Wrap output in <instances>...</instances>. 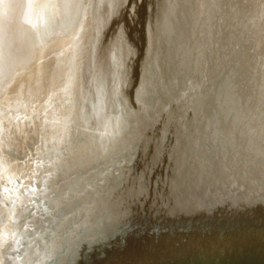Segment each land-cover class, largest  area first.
Returning <instances> with one entry per match:
<instances>
[{
  "label": "water",
  "instance_id": "1",
  "mask_svg": "<svg viewBox=\"0 0 264 264\" xmlns=\"http://www.w3.org/2000/svg\"><path fill=\"white\" fill-rule=\"evenodd\" d=\"M0 1L2 2H0V14H5L6 0ZM20 2L21 22L17 23L18 16L17 14L15 16L14 12L9 19L10 21L14 18V22L9 28H7V23L4 33L0 36L1 39L5 35L0 42V64L3 65L9 59L7 69L2 72L5 74L0 79V264H67L68 251L73 248L79 237V226L86 223V220L81 221L84 217L89 187V176L86 173L90 172L89 164L95 161L97 156L91 154L86 146L81 149L77 148V154H75V145L78 143L75 142L73 146L71 142L78 139L75 130L81 129L80 127L87 128L88 134H92L95 130L92 127L93 121H87L88 125L82 122L76 123L78 119L83 121L84 109L93 106L94 102L93 98H86L87 105L82 108L80 100L82 92L85 90L87 95V90H94L97 103V95L103 94L105 90L103 82L92 85L90 76H88V84L82 85L86 78L84 67L87 64L84 60V52L89 51L94 38L92 11H95L96 3L101 0H20ZM20 2L18 0L17 7ZM237 2H241V5L245 3V6L247 4L248 15L245 16L249 17L250 26L264 16V0H237ZM32 11H35V14L31 18ZM112 20L115 22V18ZM236 21L237 17L230 19L228 25L235 27L238 25ZM263 32L264 29L260 33ZM107 49L112 64L109 66L105 61L102 60V62L104 68L114 69L109 81L116 85V90L114 89L109 103L112 110L118 111L116 120L120 121V124H114L112 131L108 132L107 137H110L118 134L119 127L124 122L125 112L120 107V92L124 77L128 79L125 73L128 62L125 64L123 58L115 54L114 48L108 47ZM163 52L164 72L167 73L172 59L170 60L168 50H163V47L159 48L157 54L161 55ZM243 52H246L242 54L246 64L240 65V72L234 68L236 75L233 77V82H237L235 88L238 93L228 95L232 96L231 99L240 98L239 101L234 102L231 114L235 116V121L239 126L248 130H245L246 133H256V141L260 142L256 144V147H252L234 141L237 145L241 144L240 150L233 152L232 155L231 153L230 155L225 154L226 149H222V152L226 155L225 167H231L228 170L236 186L238 188L248 186L253 189V192H259L258 202L250 208L257 206L263 212H246L244 216L246 221L258 218L260 222L257 224L256 231L250 233L254 236H248L242 242L237 243L243 230L251 226H246V224L227 226L226 224L222 226L223 232L218 231L219 227L210 222L212 219L204 221L203 217L209 213L211 218H215L214 215L217 216V213H210L208 208H205L206 213L198 212L192 202L194 194L189 197L190 205L188 206L187 203L188 207H186V193L181 179L185 173L183 170L187 168L185 163L191 153L194 137L188 138L187 131L184 130L182 137V133L176 135L170 149L162 150L161 148L160 151L158 148L153 151L147 173L144 170L143 175L145 198L143 199L139 190L130 189L125 197L122 196L124 205H119L124 209L127 208L131 213L134 210V204H146L152 212L157 205L156 213L161 222L173 214V211L169 213L172 209L184 210L183 217L179 216L178 214L181 213L177 211L173 218L179 220V223L181 219L187 220L182 225L187 240L175 248L174 260L162 264H207L214 259H219L222 264H228L231 257L237 259L236 264H264V231L261 233L259 231L261 227H264L262 223L264 219V192H262L264 190V138L262 136L264 124L261 126V122L255 121V116H261L264 113V53L259 52L257 58L253 47L245 48ZM178 57L177 49L176 60ZM130 64L131 61H129V66ZM213 66L217 69L215 70L214 67L208 75L196 72L194 78L196 82L207 77L208 86H212L209 94H213L217 85L225 86L224 78L222 74H219L221 65L210 63L209 67ZM187 67L191 70L189 66ZM243 68H245L246 75L242 74ZM174 69L176 72L175 64L171 65L172 72ZM253 69L256 71L254 81L251 75L249 76ZM181 72L177 69L179 77ZM139 73V68L135 67L134 75L139 77ZM116 75L118 76L115 80ZM173 75L172 81L175 80ZM250 77L251 81H249ZM152 78L155 79V77ZM225 79H230V77L227 76ZM136 81L137 79L130 78L126 85L127 90L130 91L134 84L142 82V80ZM141 85L145 84L138 83L136 89ZM138 91L144 92V87L139 88ZM138 96L140 99L143 98L141 93ZM136 100L139 101V99ZM241 104L244 105L245 113L254 114V119L251 118L249 126H245L246 123L241 121L243 119L238 111ZM236 107L237 110L234 111ZM91 110L92 117L98 114L97 108L92 107ZM70 117H73L75 125ZM180 120L183 122L182 114ZM194 122L195 119L191 124ZM68 123L75 128L69 130ZM179 124L182 126V123ZM212 126L217 128L214 123ZM183 128H186V124L180 129ZM176 138H179L180 142H177ZM212 139L204 138L209 145ZM226 139L221 133L215 136L216 142L224 143ZM183 145L186 146L185 156L182 152V149L185 150ZM227 145L223 144V147ZM116 151H118L117 160L126 155L118 149ZM198 152L194 156V162L188 168L192 174L199 173L201 184L208 183L210 180L208 181L203 175L207 174L206 165L210 154L206 153L202 156L200 150ZM108 153L109 149L104 151L103 155ZM130 161L133 168L136 167L132 158ZM182 166H184L183 169H181ZM166 167L174 169L166 170V180H164L162 175ZM169 173L176 178L169 180ZM236 181H241V183L237 184ZM149 183H152L151 188H155L152 194L149 190ZM127 185L128 183L125 184V188ZM247 200L245 204L248 205L250 201ZM142 204L139 206L142 207ZM162 205L166 209V215H164ZM94 209L97 211L99 207L93 204L92 210ZM73 212L79 215L80 220L77 219V223ZM56 219L59 222L53 226ZM258 226L261 227L258 228ZM210 233L213 236H219L220 239L216 240ZM237 234L240 235L236 239ZM127 242L128 240L123 246L127 254L125 263L132 264L130 256L134 251L133 242L130 240L132 242L130 248L127 247ZM233 244L234 246L230 248ZM188 251L190 252L187 258ZM141 260L143 261V257ZM157 260L165 261L162 258H157ZM145 264L161 263L154 262L149 256Z\"/></svg>",
  "mask_w": 264,
  "mask_h": 264
},
{
  "label": "bare ground",
  "instance_id": "2",
  "mask_svg": "<svg viewBox=\"0 0 264 264\" xmlns=\"http://www.w3.org/2000/svg\"><path fill=\"white\" fill-rule=\"evenodd\" d=\"M128 1L101 0V2L96 3L95 11H92L94 38L89 51L84 52V60L87 64L84 67L86 78L82 85L88 84V76H90L92 85L103 82L105 90H103V94L97 95V103L95 91L92 89L87 90V95L84 90L80 99L82 108L87 105L86 98H93L94 102L93 106L84 109L83 121L78 119L76 123L82 122L88 125L87 121H93L92 127L96 132L88 134L87 128L80 127L81 129L75 130L78 139L71 143L73 146L75 142L78 143L75 145V154H77V148L81 149L86 146L91 154L97 156L95 157L96 160L89 164L88 170L90 172L86 173L89 176V187L84 217L81 220H86V223L79 226V237L73 248L68 251L69 260L66 261L67 264H126L125 256L127 257V254L124 252L123 246L127 240L128 248L133 242L134 251L130 256L132 264H145L149 256L153 258L154 262L161 264L174 260L175 248L187 240V235L183 232L184 226H182L183 222L187 220L181 219L180 225L179 220L174 219L173 215L178 211L181 213L178 215L183 217L184 210L172 209L169 213L173 211V214L161 222L156 213L157 205L152 212L146 204H134L132 213L119 205H124L122 196L125 197L130 189L139 190L143 199L145 198L146 190H144L143 175L145 172L147 173L153 151L158 148L160 151L161 148L162 150L170 149L176 135L181 134L184 130L187 131L188 138L194 137L191 153L188 154L189 157L185 163L187 168L185 167L183 170L185 173L181 179L186 193V207L190 205L189 197L194 194L192 202L198 212L204 211L206 213L205 208H208L210 213H217V216L213 214L215 218H211L209 213L203 217L204 221L212 219L210 222L219 227L218 231L222 230V226L226 224L227 226L247 225L248 221L244 216L246 212H263L257 206L253 209L250 208L258 202L259 192H253V189L248 186L241 188L236 186L228 170L231 167H225V154L230 155L231 153L232 155L233 152L241 149V144L256 147V144L260 142L256 141V133H246L248 130L245 128V131L243 126L236 123L235 116L231 114V109L235 105L234 102L239 101L240 98L231 99L232 96L229 97L228 95L238 93L237 88H235L237 82H233V77L236 75L234 68L240 72L236 60L239 54L241 55L239 59H242V54H246L243 49L253 47L257 58L259 52L264 50V32L260 33L264 29V16L254 21V24L257 23L256 28H254L253 23L251 28L249 17L245 16L248 15L246 12L247 4L246 6L245 3L241 5V2H237V0H174L171 10L165 6L159 12L155 6L151 9V5L146 7L142 4L139 12H142V16L140 19H136L135 14L138 10L135 11V4H129ZM21 2L17 7L18 0H6L4 4L5 14H0V21L2 22L0 23V36L4 33V27L14 12L15 16L16 14L18 16L17 23L21 22ZM120 6L121 8H119ZM32 13L31 18L35 11ZM235 17H237L236 24L238 25L231 27L228 25L230 19ZM113 18H115V22H113ZM151 20H153L154 27L149 32L148 22ZM26 24L28 25V23ZM149 27L151 28V25ZM257 38H259L258 42H256ZM239 46L241 50H239L237 58L231 59L230 48L237 49ZM108 47L114 48L115 54L123 58L125 64L128 62V68L125 71L128 79L124 77L120 92V107L125 112L124 122L119 127L118 134L110 137H107L108 132L112 131L114 124H120V121L116 120L118 111L112 110L109 103L116 87L114 82L109 81L114 69L104 68L102 62V60L105 61L109 66L112 64ZM162 47L163 50H168L170 60L172 59L167 73L164 72V52L161 55L157 54L159 48ZM177 49L179 57L176 60ZM220 49L222 50L220 51ZM129 61H131L130 66ZM210 63L211 65H216V63L217 66L221 65L219 74H222L225 85L221 87L217 85L215 90L217 93L214 91L213 94H209L212 86H208L207 77L196 82L194 80L196 72L197 74L202 72L201 75L205 73L208 75V72L213 71L214 67L215 70L217 69L216 66L209 67ZM173 64L176 68V72L175 69L173 72L176 75L171 71ZM244 64H246L245 60L242 65ZM187 66L191 70H188ZM135 67L139 68V77L134 75ZM177 69L182 71L179 74L180 77L177 74ZM233 71L234 74L232 75ZM255 73L256 71L253 69L249 74L253 81L256 79ZM242 74L246 75L245 68L242 69ZM172 75L175 78L174 81L171 80ZM117 76L114 77L115 80ZM227 76L230 77L231 81L225 79ZM251 77L249 81L252 80ZM130 78L137 79V81L142 80L145 85L136 89L138 83H142L139 81L129 91L126 85ZM141 87H144V92L138 91ZM139 93L143 94L142 99L139 98ZM218 93L221 95L218 96ZM241 105L238 110L243 119L241 121L246 123L245 126H249L251 125V118L254 119V114L245 113L244 105ZM92 107L98 108L99 117L89 116ZM181 114L183 122L180 120ZM51 115L54 117L53 113ZM257 115L259 114L257 113ZM70 118L75 125L73 117ZM193 119L195 122L191 124ZM255 121L261 122L262 126L264 113L261 116H255ZM179 123H182V126L186 124V128L180 129L182 126ZM213 123L217 128H213ZM73 128L75 127L68 123V129L72 130ZM220 133L227 138L226 142H216L215 136L216 134L220 135ZM203 136L206 139L213 138L211 145L204 140ZM262 136L264 138V134ZM176 141L180 142V139L176 138ZM234 141L241 144L237 145ZM223 144L228 145L223 147ZM183 146L185 150L182 149V152L185 156L186 146ZM127 148L128 152H126ZM107 149H109V153L103 155ZM117 149L122 154L125 152L127 156L123 154L124 156L117 160ZM222 149H226L227 153L224 154ZM198 150L202 156L206 153L210 154L211 160L209 159L206 165L207 174L203 175L208 181L210 180L208 183L201 184L199 173L192 174L188 168L194 162V156L199 153ZM130 158L135 162L136 167L133 168ZM173 169L171 167L163 169L162 177L164 180H166V170ZM175 178L172 173L168 174L169 180ZM124 182L125 184L128 183L127 188H125V184L123 185ZM236 182L237 184L241 183V181ZM151 184L149 183V190L152 194L155 188H151ZM196 193L197 196H195ZM135 199L138 200L137 197ZM247 199L250 201L248 205L245 204ZM93 204L99 207L97 211L92 210ZM141 204L142 207L139 206ZM162 209L166 215L164 205H162ZM73 215L77 223V219L80 220L79 215L76 212ZM252 219L259 220L258 218ZM58 222L59 220L56 219L53 226H56ZM262 223L264 226V219ZM257 224L243 230L237 243L242 242L248 236H254L250 233L256 231ZM259 231L260 233L264 231V227H261ZM210 235L216 240L220 239L219 236H213L211 233ZM239 235L237 234L236 239ZM193 236L196 237V235ZM256 238H258L257 235ZM232 246L234 244L230 248ZM189 252L186 254L187 258ZM142 257L143 261L141 260ZM157 258H162L165 261H159ZM236 260L231 257L228 264H236ZM207 264H222V262L219 259H214Z\"/></svg>",
  "mask_w": 264,
  "mask_h": 264
},
{
  "label": "rangeland",
  "instance_id": "3",
  "mask_svg": "<svg viewBox=\"0 0 264 264\" xmlns=\"http://www.w3.org/2000/svg\"><path fill=\"white\" fill-rule=\"evenodd\" d=\"M173 1L174 0H129L128 2H129V4H131L132 3V5L133 4H135V11H137L138 10V12H137V14H135V16H136V19H140V17L142 16V12L141 13H139L140 12V9H141V6H142V4L143 5H145L146 7L147 6H149V5H151V9H153L154 8V6L156 7V10L159 12L160 11V9L162 8H164L165 6H167V9L168 10H171V5H172V3H173ZM145 7V8H146ZM37 14V13H36ZM168 14H169V12H168ZM14 22V18H13V20L11 19L9 22H8V24H7V28H9L10 27V25L12 24ZM148 24L149 25H151V28L149 27V25H148V28H149V32L152 30V27H154V25H153V20H151V21H149L148 22ZM253 24H254V22H253ZM255 27L254 28H256L257 27V23L255 22ZM249 28V27H248ZM8 30V29H7ZM257 32V31H256ZM255 33V32H254ZM259 41V38H257L256 39V42H258ZM220 43V42H219ZM241 47L239 46L237 49L235 48H230V58L231 59H234V57H236L237 58V55L239 54V50H241L240 49ZM235 50V51H234ZM264 51V50H263ZM262 51V52H263ZM264 53V52H263ZM235 54H236V56H235ZM12 55H14V54H12ZM239 56H240V54H239ZM239 56H238V59L236 60V64L238 65L237 67L238 68H240V65H242L243 64V62H244V59L242 58V59H239ZM241 57V56H240ZM235 58V59H236ZM241 60V61H240ZM8 63H9V59H7V61L2 65V64H0V79L3 77V75L5 74V73H2L5 69H7L6 67L8 66ZM2 65V66H1ZM9 69V68H8ZM223 71V70H222ZM224 73V72H223ZM234 74V71L232 72V75ZM0 85H1V83H0ZM96 108V107H95ZM97 110H98V108H97ZM92 111V110H91ZM90 111V112H91ZM99 110H98V114L96 115L95 114V116L94 117H99ZM89 116H91L90 115V113H89ZM94 132H96V130H94ZM217 135V134H216ZM53 145V144H52ZM56 147H58V145H55ZM30 206H31V204H30ZM31 209V208H30ZM34 212V211H33ZM253 221H248V223H247V225L248 226H251V227H253V225H255L256 223H258V222H260V220H256V219H252ZM246 225V226H247Z\"/></svg>",
  "mask_w": 264,
  "mask_h": 264
}]
</instances>
